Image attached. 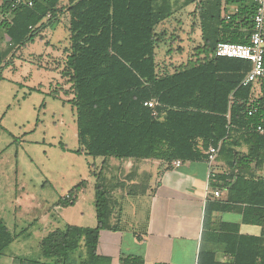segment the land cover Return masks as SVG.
<instances>
[{"label":"trees","instance_id":"obj_1","mask_svg":"<svg viewBox=\"0 0 264 264\" xmlns=\"http://www.w3.org/2000/svg\"><path fill=\"white\" fill-rule=\"evenodd\" d=\"M66 1V3H64ZM238 11H226L223 0H34L32 7L13 9L0 0V79L13 66L17 52L68 16L70 53L64 76L71 84L76 111L78 153L105 160L153 159L167 163L208 160L220 147L217 160L228 173L214 187L226 189L227 199L209 201L205 226L215 212L239 210L243 222L259 225L260 236L226 232V253L219 263L202 251L199 264H264V78L244 85L251 62L215 56L221 42L248 44L253 32L254 4L226 0ZM195 5L202 45L199 57L173 73L161 72L156 28L175 10ZM176 7V9H175ZM229 17V18H227ZM8 38V48L3 44ZM259 91L260 95L255 97ZM156 100L151 109L146 102ZM156 112V115H154ZM85 181L56 206L74 205ZM112 185L101 171L95 185L97 226L66 225L49 232L40 243L41 257L30 264H75L72 253L83 245L77 264H104L97 254L100 233L115 230L111 223ZM262 210L261 215L257 211ZM16 238L0 219V257ZM123 264H143L125 258Z\"/></svg>","mask_w":264,"mask_h":264},{"label":"rangeland","instance_id":"obj_2","mask_svg":"<svg viewBox=\"0 0 264 264\" xmlns=\"http://www.w3.org/2000/svg\"><path fill=\"white\" fill-rule=\"evenodd\" d=\"M198 23L194 11L177 9L156 28L162 35L157 47L161 72L173 73L200 58ZM68 26L65 16L56 28L46 29L42 40L16 53L14 65L0 79V219L16 238L0 264L45 262L40 253L42 238L65 224L79 225L88 219L95 209L101 171L109 183H115L111 171H106L109 162L78 153L73 94L64 76L71 46ZM83 181L85 190L74 205L56 206ZM83 252L82 245L72 253L75 264Z\"/></svg>","mask_w":264,"mask_h":264},{"label":"crops","instance_id":"obj_3","mask_svg":"<svg viewBox=\"0 0 264 264\" xmlns=\"http://www.w3.org/2000/svg\"><path fill=\"white\" fill-rule=\"evenodd\" d=\"M223 2L229 14L238 11L237 5ZM244 3L250 5L253 0ZM187 9L195 11V5L181 11ZM197 29L202 42L200 25ZM259 95L257 90L255 97ZM106 162L111 166L106 171H111L115 182L111 223L116 229L100 233L97 254L106 260L104 264H123L128 257L140 258L143 264H199L202 251L213 252L217 262L227 263L233 258L226 253L223 242L226 232L236 226L239 235L263 233L261 226L244 223L239 210L215 212L208 227L205 226L207 203L225 200L228 195L226 189L213 186L219 181L218 175L228 173L225 164L217 159L213 163L182 162L179 168L175 167V161L153 159L112 158ZM257 175L264 178V168L258 169ZM84 190L85 187L80 193ZM215 190L220 192L219 197L214 196ZM262 212L258 210L257 215ZM73 226L95 228L96 209L83 224Z\"/></svg>","mask_w":264,"mask_h":264},{"label":"built area","instance_id":"obj_4","mask_svg":"<svg viewBox=\"0 0 264 264\" xmlns=\"http://www.w3.org/2000/svg\"><path fill=\"white\" fill-rule=\"evenodd\" d=\"M11 5L13 9L23 6L32 7L34 0H2ZM255 6L253 15V32L250 36L248 44H234L229 42H221L217 45L215 56L220 58L242 59L251 62L252 70L244 80V85L253 83L264 78V0H253ZM229 18V17H227ZM1 22V20H0ZM146 107L155 109L158 106L156 100L145 103ZM156 115V112H154ZM260 133L264 132L262 127L258 128ZM220 147H212L208 152V163L216 161ZM175 167L182 165L181 161L174 162ZM215 197L220 196V192L215 190Z\"/></svg>","mask_w":264,"mask_h":264}]
</instances>
